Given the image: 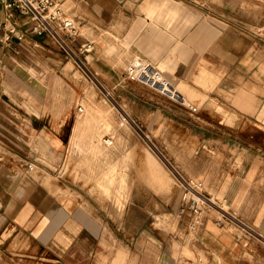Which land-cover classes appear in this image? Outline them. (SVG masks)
Segmentation results:
<instances>
[{"label":"crops","instance_id":"obj_1","mask_svg":"<svg viewBox=\"0 0 264 264\" xmlns=\"http://www.w3.org/2000/svg\"><path fill=\"white\" fill-rule=\"evenodd\" d=\"M54 1L70 7L67 14L79 29L75 49L91 42V51L82 54L85 63L93 64L108 77L113 90L137 104L141 116L149 112L179 124L188 120L190 134L230 149L248 150L236 158L237 177L227 176L218 191L212 189L215 199L225 200L230 207L238 205L239 185L248 183L255 172L251 149L261 133L258 127L252 128V135L258 136L246 141L249 133L238 130L239 117L256 123L264 132V95L259 93H264V33L247 30L229 16L225 0ZM7 27L15 29L8 41L3 39ZM82 27L89 31L90 39L81 34ZM132 55L155 64L184 102H173L127 81L120 65ZM62 58L63 51L47 37L31 33L28 19L20 11L6 10L0 3V240L10 229L14 236L19 230L25 232V226L31 233H44L43 241L32 235L40 244L55 247L53 232H60L61 240L73 227L75 234L62 251L52 252L56 258L52 261L61 263L75 253L76 264H260L261 254L254 243L248 248L235 243V253H231L233 245L224 237L215 238L218 228L210 221L203 227V241L137 238L117 243L110 234L101 238L104 223L88 211L77 214L79 207L58 202L35 179L31 165H37V135H52L45 138L57 145L52 146L56 150L63 139V128L55 123L49 98L66 96L60 90L62 79L54 78L50 93V85L39 78L46 68L58 69ZM67 65L62 68L64 75ZM71 97L69 92L67 102ZM79 119L78 113L71 150L81 138ZM54 203L65 212L64 221ZM131 212L136 215L132 208ZM71 220L74 224H68ZM139 223L136 218L129 225L136 229ZM107 229L111 230L108 224Z\"/></svg>","mask_w":264,"mask_h":264},{"label":"rangeland","instance_id":"obj_2","mask_svg":"<svg viewBox=\"0 0 264 264\" xmlns=\"http://www.w3.org/2000/svg\"><path fill=\"white\" fill-rule=\"evenodd\" d=\"M225 2V11L240 21L245 29L264 33V0ZM62 8L66 12L70 10L69 6ZM80 31L82 35L91 38L85 28H80ZM63 54L65 58L59 62L58 69L46 68L39 76L43 83L50 85V93L53 92L54 78L60 77V90L66 96L56 100L49 95L50 110L57 126L63 128V139L62 143H58L60 149L56 150L52 146L57 145L47 142L45 138L52 135H37V165H31L35 179L45 187L51 185L68 191L71 195L64 198L55 195V192L51 193L58 202L79 207L77 214L88 211L104 223L106 228L101 238L110 234L117 243L137 238L188 241L198 238L203 241V227L210 221L218 228L215 238L219 240L224 237L233 245L231 253H235V243H243L245 248L254 243L261 254L260 264H264L263 128L239 117L238 130L244 134L249 133L245 134L246 141H253L252 128L258 127L261 131L259 136L256 135L259 140L251 149L256 158L255 172L248 183L239 185L238 205L224 212L211 202L213 190L218 191L227 176L231 179L237 177L236 158L248 150L230 149L204 141L202 137L189 133L188 120L179 124L149 112L141 116L139 106L124 99L122 92L113 90V85L107 81L108 77L93 64L85 63L84 55H81L84 66H78L74 56L71 58ZM134 57H128L120 65L122 70ZM67 63L64 69L67 74L64 75L62 68ZM139 88L158 98L146 89ZM69 92H72V97L67 102ZM259 93L264 95L262 91ZM61 102H65V105ZM78 106H81L82 112L78 111ZM78 113L82 126L81 138L71 150V136ZM120 114L127 116L129 122L122 121ZM53 131H56L55 126ZM42 139L48 144H44ZM106 142L111 145L106 146ZM190 178L200 188L192 189L183 182H189ZM183 193L199 201L202 213L199 230H190L188 218L178 214ZM53 206L58 207L64 221L66 214L59 203ZM131 208L136 215H132ZM136 218L140 223L133 229L129 223ZM70 223L74 224V220ZM107 224L112 231L107 229ZM24 228L25 232L19 230L15 236L14 230L5 232L0 240V264H76L75 253L65 256L61 263L51 260L56 259L52 252L62 251L66 247L63 244L70 241L76 229L72 227L64 232L61 240L60 232H53L51 239L55 234L57 236L54 247L42 245L32 236L43 241V232L39 235L29 232L28 227ZM66 259L71 263H67Z\"/></svg>","mask_w":264,"mask_h":264},{"label":"built area","instance_id":"obj_3","mask_svg":"<svg viewBox=\"0 0 264 264\" xmlns=\"http://www.w3.org/2000/svg\"><path fill=\"white\" fill-rule=\"evenodd\" d=\"M2 6L9 11L18 10L27 19L30 31L35 36L47 37L57 48L71 58L74 56L78 66H84L81 55L88 52L91 43L86 42L76 50L75 43L79 36V29L73 17L54 0H0ZM14 27L5 29L3 39L8 41L14 32ZM127 81L147 87L159 95L177 103H183L184 97L173 82L152 62L141 56H135L124 70ZM109 95V94H108ZM78 111L82 112L81 106ZM121 120L128 123L124 114ZM183 182L193 189L191 182ZM178 214L188 218V228L196 230L202 225V213L198 200L183 196Z\"/></svg>","mask_w":264,"mask_h":264},{"label":"bare ground","instance_id":"obj_4","mask_svg":"<svg viewBox=\"0 0 264 264\" xmlns=\"http://www.w3.org/2000/svg\"><path fill=\"white\" fill-rule=\"evenodd\" d=\"M64 72H67L66 70H64ZM65 74H67V73H65ZM82 109V108H81ZM112 111H113V108H112ZM112 117H111V120L113 121L114 120V115H113V112H112ZM122 124H124L123 122H122ZM96 141V140H95ZM93 142H94V140H93ZM106 146H110L111 145V143L110 142H106ZM101 146V145H100ZM92 150V149H91ZM95 150V149H94ZM95 152V151H94ZM98 154V153H97ZM191 179V178H190ZM190 182H191V185H192V187L194 188H196V189H198V188H200V185L197 183V182H195L194 180H190ZM47 186V185H46ZM48 189H50L49 191L50 192H55V193H57V194H55V195H59L61 198H64V197H67V196H69V195H71L68 191H64V190H60L59 188H53L51 185H48V187H47ZM183 196H184V193H183ZM213 204H215L216 205V207L218 208V209H220V210H222V211H224V212H227V210L230 208V206H229V204L225 201V200H217V199H215L214 197H212V201H211ZM215 212H218L217 210H215V209H213Z\"/></svg>","mask_w":264,"mask_h":264}]
</instances>
